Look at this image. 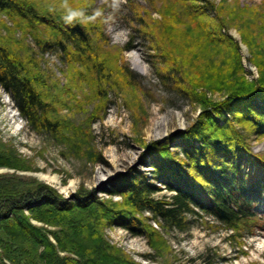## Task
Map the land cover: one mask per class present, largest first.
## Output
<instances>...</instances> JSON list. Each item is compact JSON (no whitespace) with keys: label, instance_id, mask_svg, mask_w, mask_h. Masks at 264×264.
<instances>
[{"label":"trees","instance_id":"obj_1","mask_svg":"<svg viewBox=\"0 0 264 264\" xmlns=\"http://www.w3.org/2000/svg\"><path fill=\"white\" fill-rule=\"evenodd\" d=\"M82 1L83 5L93 2ZM201 1L165 0L175 6L168 11L170 17L161 19L163 23L160 25L161 28L164 26L163 34L168 36L170 43H174L173 35L180 24V14L186 15V20L197 22L199 15H196L192 2ZM181 3L190 11H180ZM64 4L69 6L65 1ZM162 9L161 13L167 15ZM84 13L88 25L76 17L72 23L66 22L67 14L56 13L54 7L41 9L26 0H0V14L14 24V29L22 37V43L16 47L0 37V87L11 98L29 129L54 142L58 140L70 148L79 149L82 146L74 144L83 143L85 137L91 138V132L84 133L83 138L65 134L70 129L74 133L79 130L78 126L72 127L58 116V112L65 109L58 94H68L71 90L66 86L59 89L56 83L49 82L50 73L39 62L41 55L57 54L63 63L69 65V83L80 85L83 78L92 95L109 96L108 88L112 85L108 86L105 81L99 85L94 78L97 75L104 80L101 75L109 71L106 68L108 44L103 40L100 16L97 11H92V5L87 6ZM133 22L127 21L132 28L129 41L123 48L125 51L137 49L142 37L148 35V30L137 29ZM223 28L224 24L211 39L217 45H224L226 38L229 40ZM241 35L243 40L246 37L250 40L251 36L246 32ZM26 39L28 42L23 43ZM98 39L105 43L104 46L98 43ZM196 43L201 49L198 56L203 57L204 50L207 56L201 62H195L200 64L194 66L195 70H216L205 74V88L218 91L223 97L212 102L203 99V91L199 92L195 85L184 80L178 84L177 80L182 78H177L174 83L166 76L164 79L158 76L164 86L198 103L204 110L191 125L178 133L179 141L171 146L173 150L170 151L169 144L165 143L150 145L152 160L145 164L150 168L149 175L140 171L128 176L124 174L102 190L111 198H121L120 202L104 203L94 191L83 190L66 198L43 183H30L31 180L15 175L0 176V248L6 259L12 264H137L123 258L124 255L110 256L98 232L105 226L120 227L132 236L145 237L151 248L157 250L161 235L147 221L156 224L160 231L187 232L202 222L201 219H212L230 232L226 238L231 242L264 232V211H257L264 196V154L253 152L249 144L251 137L264 138V44L261 48L254 47L257 51L255 57L261 58L256 62L260 76L246 83L237 51H231L229 57L216 62L205 40L198 39ZM120 68L116 85L126 79L131 84L125 86L135 88L141 78L126 66ZM86 73L89 78L85 77ZM56 90L59 92L54 95ZM100 107L95 106L94 113L91 111L79 127L87 131L92 124L91 118ZM3 147L6 144L0 143V167L26 168L25 161L16 157L9 146L6 147L8 152ZM164 190L167 194L155 196ZM24 211L32 219L64 228L61 235L53 232L58 242L57 251L45 233L31 224ZM144 214L149 216L144 218ZM74 230H79L78 235L73 233ZM58 250L59 253L77 255V258L60 255ZM2 257L0 254V264H3ZM201 259L204 264L220 261L217 254H213L210 260Z\"/></svg>","mask_w":264,"mask_h":264},{"label":"rangeland","instance_id":"obj_2","mask_svg":"<svg viewBox=\"0 0 264 264\" xmlns=\"http://www.w3.org/2000/svg\"><path fill=\"white\" fill-rule=\"evenodd\" d=\"M26 1L41 9L54 7L56 13L60 15L75 10L78 12L76 18L84 25H88L85 8L92 5V11H97L100 16L103 40L108 44L106 53L109 57L106 68L109 71H104L101 75L105 77L104 80L97 75L94 76L97 84L101 85L105 81L108 86L112 85L108 88L109 96L104 98L92 95L86 88L87 81L83 78L79 81L80 85L69 83L68 75H71L69 65L63 63L59 55L44 54L40 57L39 64L50 73L49 82L56 83L59 89L66 86L71 90L68 94H62L58 90L54 92V95L59 92L58 99L64 102L65 106L64 110L58 112V116L72 124V127L79 128L75 133L70 129L65 134L68 136L76 134L83 138L84 133L91 132L89 134L91 138L85 137L83 143L74 144L77 147L82 146L81 149L70 148L58 140L54 142L29 129L15 109L11 98L0 87V143L9 146L16 157L25 161L26 166L24 169L0 167V176L15 175L31 180L30 183H43L66 198L83 190L94 191L97 198L104 203L120 202L121 198H111L102 190L124 174L128 176L130 173L140 171L149 175L150 168L145 164L152 160L150 145L154 142L161 145L165 143L169 144L170 151L173 150L171 146L178 144L179 141L178 133L185 130L202 113L204 110L202 106L164 86L158 76H162L163 79L166 76L174 83L177 78H182L180 82L177 80L178 84H182L184 80L195 85L194 88H198L199 92L203 91V99H210L212 102L223 97L218 91L205 88L207 86V82H204L205 74L216 70L207 72L195 70L194 66H200L195 62H201L206 55L204 50L203 57L198 56L201 49L196 40L206 41L209 46L207 48L211 50V57L216 62L229 57L233 50L237 51L244 71L243 81L246 83L255 81L260 76L256 62L261 58L255 57L254 53L257 51L254 47L261 48L264 44V0L192 2L196 15H199L196 20L198 23L186 20V15L180 14V24H177L173 35L174 43L169 42L168 36L163 34L164 26L162 28L160 26L163 17H170L168 11L175 8L172 3H165V0H93L92 3L88 1L86 5H83L82 0ZM64 1L69 3L68 7ZM161 8L167 15L161 13ZM179 10L190 11L182 3ZM129 19L134 20L133 24L135 23L137 29L148 30L146 33L148 35L142 37L141 45L137 49L125 51L123 48L129 41L132 28V25L127 23ZM223 24L222 30L229 40L226 38L224 45H217L211 39L216 37V30ZM245 32L251 36L250 40L246 39L248 37L243 40L241 34ZM0 37L10 41L13 47L22 43L20 32L1 14ZM210 40L213 42L212 45L208 42ZM26 42L27 39L23 40V43ZM98 43L103 46L105 44L99 39ZM134 56L145 68L143 72L133 67L131 59ZM218 57L221 59L218 60ZM235 61L233 63H236ZM124 66L141 78L135 88L125 86L131 84L126 79L116 85L120 76L118 72L122 69L120 67ZM85 77L89 78L90 75L86 73ZM95 106L102 107L91 118V127L86 128L87 131L80 128ZM249 144L253 152L264 154V138L251 137ZM6 147L3 148L8 152ZM156 185L163 188L159 183ZM163 194H167L165 190L155 196ZM257 211H264V196L257 205ZM24 212L31 224L45 233L46 239L57 251L58 242L53 232L57 231L61 235V232L65 231L64 228L44 224L30 218L27 211ZM144 216L146 218L149 215ZM201 220L202 222L187 232L160 231L156 224L147 221L161 235L157 250L151 248L145 237L132 236L120 227L105 226L101 231L98 230V236L108 249L109 255H124L123 258L137 264H204L201 258L210 260L213 254L220 257V261L215 264H264V232L248 238L240 237L231 242L226 238L230 232L225 231L212 219ZM77 231L79 232L74 230L73 233L76 235ZM0 254L4 257L1 260L3 264H12L6 259L1 248ZM59 254L77 258V255L67 252ZM146 256L153 260L147 259Z\"/></svg>","mask_w":264,"mask_h":264},{"label":"bare ground","instance_id":"obj_3","mask_svg":"<svg viewBox=\"0 0 264 264\" xmlns=\"http://www.w3.org/2000/svg\"><path fill=\"white\" fill-rule=\"evenodd\" d=\"M131 63H132V65H133V67H134L135 69H137V70H139V71H142V72L145 70V68L142 67V66L140 65V61H139V59H138L136 56H134V57L131 59Z\"/></svg>","mask_w":264,"mask_h":264},{"label":"clouds","instance_id":"obj_4","mask_svg":"<svg viewBox=\"0 0 264 264\" xmlns=\"http://www.w3.org/2000/svg\"><path fill=\"white\" fill-rule=\"evenodd\" d=\"M78 15V12L75 10H70L68 14L65 16V20L68 23H72L73 19Z\"/></svg>","mask_w":264,"mask_h":264}]
</instances>
